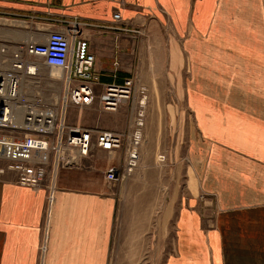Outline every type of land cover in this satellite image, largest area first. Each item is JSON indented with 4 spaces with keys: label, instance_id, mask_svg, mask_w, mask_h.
I'll use <instances>...</instances> for the list:
<instances>
[{
    "label": "crops",
    "instance_id": "1",
    "mask_svg": "<svg viewBox=\"0 0 264 264\" xmlns=\"http://www.w3.org/2000/svg\"><path fill=\"white\" fill-rule=\"evenodd\" d=\"M52 32L72 48L87 41L98 93L132 79L170 120L187 87L198 197L179 209L177 255L167 264H264L263 1L0 0V69ZM37 88L23 85L22 93L32 100ZM60 89L46 88V103ZM97 158L101 171L111 166ZM108 190L88 170L62 169L52 192L0 175V264H106L116 204ZM202 195L212 214L200 211Z\"/></svg>",
    "mask_w": 264,
    "mask_h": 264
},
{
    "label": "built area",
    "instance_id": "2",
    "mask_svg": "<svg viewBox=\"0 0 264 264\" xmlns=\"http://www.w3.org/2000/svg\"><path fill=\"white\" fill-rule=\"evenodd\" d=\"M113 19L118 22L120 15L115 13ZM74 32L79 33L77 28ZM39 64L63 74V90L54 105L37 95L29 100L22 93L23 82L36 78ZM93 64L94 56L85 39L77 40L72 48L64 33L52 32L45 42L21 47L11 55L9 68L0 69V165L10 162L7 171L14 173L19 186L38 189L48 180L51 183L61 164L77 166L96 150L124 155L123 165L113 164L106 171L108 185H118L137 168L145 101L142 91L134 128L127 135L66 124L69 107L83 109L97 102L101 111L110 113L133 101L132 79L104 85L96 92L99 77ZM4 172L0 166V175ZM51 201L52 194L48 196ZM44 250L43 246L40 252Z\"/></svg>",
    "mask_w": 264,
    "mask_h": 264
},
{
    "label": "rangeland",
    "instance_id": "3",
    "mask_svg": "<svg viewBox=\"0 0 264 264\" xmlns=\"http://www.w3.org/2000/svg\"><path fill=\"white\" fill-rule=\"evenodd\" d=\"M262 1L264 5V0ZM255 44L259 46L258 41ZM146 56L149 57V54ZM60 73L63 75L60 70L39 64L36 78L25 79L23 85L37 86L35 92L39 97L46 93L45 89L48 87L50 90L61 88L62 92L63 79ZM184 74L187 77L189 72L185 70ZM50 80L54 81L51 83L53 87L50 86ZM167 88L168 92L172 93V88ZM141 91L145 96L142 109V140L138 165L131 175L126 176L118 185H108L105 175L110 166L104 172L101 171L98 154L105 157L109 165H123L124 155L117 153L113 160L110 157L115 154L99 150L94 151L89 158L81 160L77 166L68 167L61 164L57 172L58 175L66 168L88 170L93 176L104 178L108 191L113 193L116 201L114 226L106 264H167L168 257L177 255L176 221L179 209L186 207L193 196L198 197V184L189 159L192 119H189L188 114L192 109L188 104L187 87L184 101L179 102V111L170 120L164 117L162 101H154L152 96H147L145 89L140 87L137 93L134 92L133 101L121 106L116 112L101 111L97 102L88 109L69 107L66 124L70 127H86L87 123H91L94 128L127 135L134 128V120L140 110ZM179 94L181 97V90ZM50 96L54 97L53 91ZM57 97L54 103L48 104L54 105ZM200 138L204 141L202 136ZM9 164L10 162L4 161L0 165L5 169L1 175L11 172L7 171ZM48 181L41 187L46 186L48 191L52 192L49 186L54 188L56 180L51 183ZM200 211L204 216L213 212V205L205 195L200 196Z\"/></svg>",
    "mask_w": 264,
    "mask_h": 264
},
{
    "label": "bare ground",
    "instance_id": "4",
    "mask_svg": "<svg viewBox=\"0 0 264 264\" xmlns=\"http://www.w3.org/2000/svg\"><path fill=\"white\" fill-rule=\"evenodd\" d=\"M133 82H134V80H133Z\"/></svg>",
    "mask_w": 264,
    "mask_h": 264
}]
</instances>
